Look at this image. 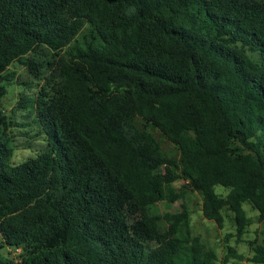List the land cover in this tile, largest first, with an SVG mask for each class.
Returning <instances> with one entry per match:
<instances>
[{
  "label": "trees",
  "instance_id": "obj_1",
  "mask_svg": "<svg viewBox=\"0 0 264 264\" xmlns=\"http://www.w3.org/2000/svg\"><path fill=\"white\" fill-rule=\"evenodd\" d=\"M40 48L57 80L18 110L45 150L12 164L17 123L0 110V264H216L185 205L150 212L188 190L219 228L231 212L239 241L244 203L264 221V0H0V103L9 67L37 75L25 58Z\"/></svg>",
  "mask_w": 264,
  "mask_h": 264
},
{
  "label": "rangeland",
  "instance_id": "obj_2",
  "mask_svg": "<svg viewBox=\"0 0 264 264\" xmlns=\"http://www.w3.org/2000/svg\"><path fill=\"white\" fill-rule=\"evenodd\" d=\"M76 44L82 46L81 36L77 38ZM253 58L256 59L255 56ZM25 60L41 65L37 75L22 63L14 62L7 71V74L13 75L14 78L12 81L3 83L7 88V94L0 103V110L17 123L11 129V146L14 148L12 164L15 165L34 158L46 148V138L41 131L36 115L28 110H18V103L23 97H38L43 88L51 92L52 85L57 80L54 67L56 56L52 51L40 48L30 53ZM137 124L143 128L142 121L138 120ZM147 131L153 134L167 157L176 161L179 160L180 154L174 144L150 126L147 127ZM160 171L163 172L164 169L161 168ZM186 184V181L182 180L173 183L171 187L179 192L182 186ZM163 190L166 196L165 186ZM215 191L220 196L225 197L229 190L222 186H216ZM183 205L190 213L192 235L200 237L207 249L217 253L219 262L216 264H252L249 259L253 255V248L256 245L264 246V221L259 220L258 211L250 203L247 202L243 205L250 220V226H248L240 241L236 235L233 214L228 210L224 209L222 211L225 220L223 228H219L214 221L204 218L202 214V196L198 192L188 190L184 199L175 203L164 200L154 205L150 212L153 215L163 217L167 213L181 212ZM229 247L234 249L237 255L243 256L244 259L233 258L229 254ZM18 253H20V250L16 252V254Z\"/></svg>",
  "mask_w": 264,
  "mask_h": 264
}]
</instances>
